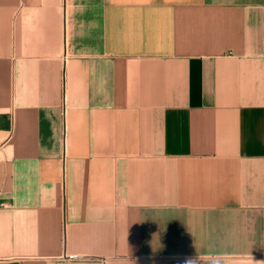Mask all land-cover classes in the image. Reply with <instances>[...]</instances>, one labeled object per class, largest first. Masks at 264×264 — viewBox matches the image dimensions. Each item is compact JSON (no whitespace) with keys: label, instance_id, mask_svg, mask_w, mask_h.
I'll use <instances>...</instances> for the list:
<instances>
[{"label":"crops","instance_id":"obj_1","mask_svg":"<svg viewBox=\"0 0 264 264\" xmlns=\"http://www.w3.org/2000/svg\"><path fill=\"white\" fill-rule=\"evenodd\" d=\"M264 264V0H0V264Z\"/></svg>","mask_w":264,"mask_h":264},{"label":"clouds","instance_id":"obj_2","mask_svg":"<svg viewBox=\"0 0 264 264\" xmlns=\"http://www.w3.org/2000/svg\"><path fill=\"white\" fill-rule=\"evenodd\" d=\"M185 264H193V261L191 259L185 261Z\"/></svg>","mask_w":264,"mask_h":264}]
</instances>
